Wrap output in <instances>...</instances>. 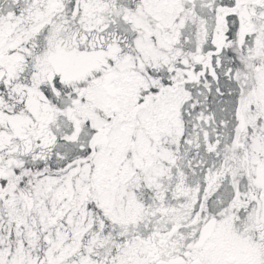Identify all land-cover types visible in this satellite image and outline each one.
<instances>
[{
  "label": "snow or ice",
  "instance_id": "1",
  "mask_svg": "<svg viewBox=\"0 0 264 264\" xmlns=\"http://www.w3.org/2000/svg\"><path fill=\"white\" fill-rule=\"evenodd\" d=\"M0 264H264V0H0Z\"/></svg>",
  "mask_w": 264,
  "mask_h": 264
}]
</instances>
